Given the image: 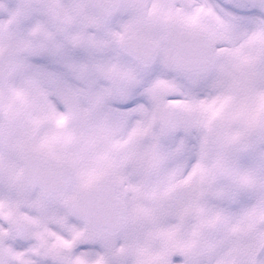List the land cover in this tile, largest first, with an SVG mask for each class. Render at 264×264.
Segmentation results:
<instances>
[{
  "label": "snow or ice",
  "instance_id": "6c2138e0",
  "mask_svg": "<svg viewBox=\"0 0 264 264\" xmlns=\"http://www.w3.org/2000/svg\"><path fill=\"white\" fill-rule=\"evenodd\" d=\"M0 264H264V0H0Z\"/></svg>",
  "mask_w": 264,
  "mask_h": 264
}]
</instances>
